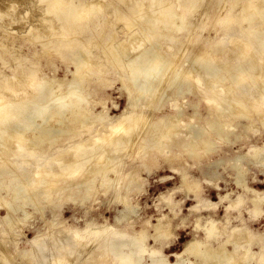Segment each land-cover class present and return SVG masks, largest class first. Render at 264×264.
Returning a JSON list of instances; mask_svg holds the SVG:
<instances>
[{
    "label": "rangeland",
    "instance_id": "obj_1",
    "mask_svg": "<svg viewBox=\"0 0 264 264\" xmlns=\"http://www.w3.org/2000/svg\"><path fill=\"white\" fill-rule=\"evenodd\" d=\"M13 1L8 5L13 6ZM15 1L17 5L14 4V6L17 8L11 9L12 12L16 10V13L20 10L17 15H24L29 19L26 18L17 25H12L15 29L18 26L19 31L5 38L7 44L14 43L11 47L12 54L23 57L37 50L39 54L36 55L35 61L40 71L36 77V88L43 87L44 80H48L52 82L51 86L56 91L66 92L74 79L76 62L72 54H75L78 48H64L48 54L40 53V45L28 44L26 28H23L31 20L38 24L35 22V15L39 13L40 5L33 8L27 0L29 8L27 3L22 2L23 0ZM194 1L180 0L177 4V0H170V11L178 13L185 8H191ZM226 3L227 5L224 6L220 0L213 2L204 0L193 12L186 13L188 22L186 28L179 32V40L174 39L172 35L161 36L160 40H163L161 51L164 55L171 56V59L162 67V76L148 80L138 100L135 98L137 86L130 87L128 72L125 68L120 69L116 63L111 64L108 60L100 69L98 67L100 61L95 59L91 68L86 70L87 75L82 91L89 97L90 117L93 122L88 124L91 131L86 132L89 127L84 128L85 134L82 138H85L86 134L91 137L90 134L94 132L92 136L96 135L103 130V122L109 123L124 111L134 109L137 114H144L146 121L136 131L133 142L137 140L138 133H142L148 127H152L155 133L152 136L150 133L144 136L138 144L131 142L132 145L129 144L127 149L124 148L125 151L122 149L119 153L111 154L115 160L118 158L115 163L116 170L113 169L107 176L112 183L106 184L103 175L89 180V175L84 174L81 178H76L79 181L78 185L67 186L62 189L63 192L52 191L48 196L37 194L24 197L23 194L18 195L15 191L22 181L21 178H26L29 171L17 176L16 166L19 161L10 164L0 160V166L2 165L3 170L6 171L5 174L0 171V264H30L28 261L30 257L35 258L34 262L37 264H48L44 259L42 263L37 241L41 240V246L50 245L47 246L48 252L50 250L48 259L53 262L54 257L57 256L56 253V255L52 253V249L57 247L56 243L62 245L64 242L71 241L74 236H83L86 230L95 231V236L90 237L88 241L85 240L83 243V245L86 244V248L83 247L85 251H82L83 254L80 252L82 256H79L76 264H91L92 250L107 240L113 239L116 240V244L109 246L106 251L107 261L99 262L100 264H154L157 256L150 254L149 250L140 252L133 239L137 232L143 230L154 235L155 227L158 225L166 226L172 231L168 246L162 250V255L167 257L169 264H182L178 263L177 256L183 254L185 244L194 235L205 240L204 231L201 230L202 228L200 230L197 228L196 221L200 215L199 223L203 225L205 219L211 216L216 219L218 227L226 231L223 238L234 227L243 226L244 222L236 219L239 216L238 210L228 208L230 201H237L240 195H243L245 200L240 209L254 237L252 250L256 253L262 252L264 214L257 217L250 213V210L253 208V196H256V193H264V127L258 116L254 115L252 122L249 123L243 115L234 117L232 113L230 114L229 108L220 112L223 115V121L218 128L212 127L210 123L214 115L210 113V105L204 98L203 91L216 85L210 95L217 92H225L227 96L233 95L234 93L229 90L230 79L223 78L221 71L209 74L195 68L196 65L199 66L205 62H212L215 67L219 64L236 63L238 60V57L231 52L221 53L222 47L215 44L223 37L220 21L222 16L230 10L240 11L242 7L241 4H235L233 1ZM114 4L117 17L112 22L107 23L106 8L104 12L94 15L95 29L105 34L94 40L96 44L93 50L94 55L104 50L103 46L111 42L109 34H115L112 44L115 45L114 51H117L118 42H122L138 28L137 26L130 30L126 28L134 18L130 14L127 15L130 6L119 0H115ZM8 5L5 4L4 8L6 9ZM211 7L213 11L208 13L207 18L204 13ZM149 11L144 14V19L147 18ZM21 26L23 30L20 29ZM167 29L164 27V31ZM235 35L238 34L234 31L230 32L225 43L228 48L231 46L230 37L233 38ZM2 36L3 34L0 33V38ZM142 38L143 36H140L139 40ZM158 42V39L145 40L141 49H130L129 54L123 57V63L127 64L133 55L142 49L157 45ZM89 50L91 48L87 51ZM111 51L108 58L114 55L113 50ZM102 54L104 55V52ZM197 56L199 61L195 62ZM6 57H9V54ZM107 57L106 59L104 57L103 61L107 60ZM244 63L247 61H242V64ZM181 69L188 75L178 80L177 75ZM0 71L9 76L13 73L8 66L2 65H0ZM192 71L199 78L197 83H194V78L191 76ZM239 71V69H233V73ZM250 79L251 77L241 85V91H237L234 98H240L243 92L250 90ZM192 83L194 88L191 87ZM136 84L138 83L135 82ZM260 86L253 88V93ZM45 93L46 90H42L40 97ZM244 106L250 107V104ZM66 115H68L67 118H72L69 112ZM66 121L65 124L61 123L58 117H54L51 121H42L38 131L27 130L25 148L31 149L38 146L36 137L40 134L39 131L49 127L64 129L68 126L66 124L75 123L76 120L66 119ZM17 124L14 122L15 126ZM226 124L229 126L227 127ZM171 126H174L175 133L170 134L167 141L173 142L174 148L166 143L158 147V139L166 134ZM226 130L229 135H225ZM195 133L207 138L210 141L209 146H197L200 142ZM183 139L187 144H194L195 147L191 150L184 148ZM53 141L55 140L39 145L43 153L51 146L69 147V142L62 144L60 141ZM13 146L11 142L10 149ZM9 151H5L2 157L8 158ZM250 152L257 153L251 155ZM67 155L70 157L72 153L69 152ZM34 160L32 158L29 162ZM240 169L245 184L239 185L236 178ZM184 177L188 178L189 183L200 184L195 192L200 194L201 204L186 196L182 186ZM35 184L38 186V182ZM64 184V181H60L57 186H64ZM28 185L33 186L31 183ZM88 187L89 191L86 193ZM227 194L229 198L222 200V197ZM257 197L260 199V196ZM195 207L197 209L193 211ZM228 216L231 219L230 223L227 222ZM259 237H263V240L260 241ZM160 242L148 240L150 247L159 248ZM211 242L217 245L221 240L212 239ZM228 248L233 251L232 245Z\"/></svg>",
    "mask_w": 264,
    "mask_h": 264
},
{
    "label": "bare ground",
    "instance_id": "obj_2",
    "mask_svg": "<svg viewBox=\"0 0 264 264\" xmlns=\"http://www.w3.org/2000/svg\"><path fill=\"white\" fill-rule=\"evenodd\" d=\"M14 1L13 3L17 5L15 3L17 1ZM26 1L23 0L22 2L25 4L30 1L28 3L33 8L40 5V11L35 15V22L38 24H35L32 20H28L30 22L23 27L26 28L25 33H27L28 44L40 45V53L47 54L49 52H58L64 48L73 49L76 47L78 48L77 52L72 54L76 62V68L74 79L66 92L56 91L51 86L52 82L48 80H44L42 83L43 87L36 88V77L40 71L37 61H35L36 55L39 54L38 51L35 50L29 56H14L11 52V47L14 43L7 44V40L5 39L19 29L18 26L15 29L12 25H17L20 21L26 18L29 19V17L26 16L25 18L24 15H17L20 10L16 13V10L12 12L11 9L17 8H15L14 4V7L11 4L8 5L10 2L12 3V0L0 1L1 8L5 9V4L8 5L6 6V11L0 8V33L3 34L0 38V65L8 66L13 70L10 76L0 71V160H5L3 162L10 164L19 161L16 166L17 176L25 171H29V175L26 178H21L22 181L15 191L16 194H23L24 197H32L37 194L48 196L52 191H58V193L63 192L64 190L62 189L67 186L78 185L79 181L76 178H81L84 174L89 175V180L103 175L106 180L105 183L110 184L112 181L107 176L113 169L116 170L117 165L115 163L118 160V158L115 160V157H112L111 154L114 152L119 153L122 149L124 150L127 146L129 147V144L132 145L131 142L135 140L133 137L136 131L144 125L146 119L144 120V114H137L136 109L133 111H124L119 117L109 121V123L103 122V130L99 133L96 132V135L92 136L94 132L92 135L90 134L91 137H88L89 135L86 134L88 136L82 138L85 134L84 128L89 127L88 124L93 122L90 117L89 97L82 91L85 76L87 75L86 70L91 68L95 59L100 61L98 63L100 69L108 60L111 64L116 63L120 69L125 68L126 72H128L127 78L131 84L130 87L132 88V85L133 87L137 86L138 91L135 98L138 100L144 92L148 80L153 77L157 78L162 76V67L171 59V56H166L161 51L163 46V40H160L161 36L172 35L174 39L179 40V32L186 28V23L188 22L186 13L189 11L193 12L204 0H195L191 8H185L178 13L176 11H170V0H119L130 6L127 10V15L134 16L126 28L129 30L136 26L138 28L136 31L133 30L134 32L128 35L126 39H123L122 42H118L117 51H114L115 45L112 44L115 34H109L111 42L104 45V50L95 55V52H93L94 45H96L94 40L99 39V37L105 34L95 29L93 25L94 15L99 12H104L103 10L106 8L107 23L115 20L117 17L116 6L114 4L115 0ZM220 1H222L224 6L227 5V1H233L235 4H241L242 6L240 8L241 10L239 9L240 11L232 12L230 10L222 16L220 21L223 37L221 40L215 42V44L217 43L222 47L221 53L231 52L238 57V60L236 63L219 64L215 65V67L212 62H205L204 64H199V66L196 65L195 68H199L209 74L218 73L219 71L223 72V78L230 79L229 90L234 94L237 91H241V85L249 77L251 79L249 80L250 90L241 92L240 98H234V94L227 96L225 92H217L216 94L210 95L216 85L204 89V98L209 102L211 115H214L210 125L218 128L223 121V115L220 112L222 110L226 111L229 108L230 114L232 113L234 117L243 115L249 123L252 122L254 115L258 116L257 118H259L264 127V0ZM179 3L180 0H177V4ZM211 9L206 10V13H204L205 17L208 16L210 11H213V7ZM147 11H149L148 16L144 19L143 16ZM171 24L173 26H170ZM164 27L168 29L164 31ZM20 29L23 30L22 26ZM233 31L238 35H235L233 38L230 37L231 46L228 48L225 43L230 32ZM140 36H143L144 39L139 40ZM150 39H158L159 42L157 45L142 49L139 53L133 55L127 64L123 63L122 59L129 54L130 49H141L142 43ZM167 46L171 47L170 45ZM85 48L87 50L91 48V50L87 51ZM111 50H113L114 55L108 58L107 56L112 52ZM23 51L25 50L23 49ZM103 52L104 55L102 54ZM8 54L9 57H6ZM149 54L151 56H148ZM104 57L108 59L103 61ZM244 60L247 63L242 64ZM198 61L199 57L197 56L195 62ZM10 62L11 64H9ZM233 69H239L240 71L233 73ZM187 75L188 73L181 69L178 72L177 79L180 80ZM191 76L194 78V83H197L199 78L193 71ZM135 82L138 84L135 85ZM56 83L59 84L60 82L56 81ZM194 83H192V88H194ZM258 86L260 87L253 93V88H257ZM42 90H46V93L40 97ZM248 104H250V107L244 106ZM68 112L72 115L73 119L66 117L68 116L66 115ZM144 113L146 114L145 110ZM54 117H58L61 123L64 124L67 122L66 119H71V121L75 119L76 121L72 124H66L68 126L64 129L49 127L39 131L40 134L36 137L38 146L36 148L26 149L25 142L27 139L25 134H27V130L38 131L42 126V121H51ZM14 122L18 123L17 126L14 125ZM226 125L227 127L229 126V124ZM93 127L95 126L93 125ZM86 130V132L88 130L91 131V127ZM149 133L151 136L155 134L153 133L152 127H148L146 130L144 129L142 133L139 132L138 136H136L137 140L133 144L140 143L141 139L149 135ZM172 133H175L174 126H171L167 133L158 139V147L160 144L166 143L168 146L174 148V143L167 141ZM225 135H229V132H225ZM195 136L200 142L197 146H209L210 141L203 137L202 134L195 133ZM51 140H55L53 142L60 141L62 144L69 142V147L58 148L59 146H51L43 153V149L39 145ZM11 142L14 146L10 149ZM182 146L189 150L195 147L194 144H187L184 139L182 140ZM5 151H9L8 158L2 157ZM69 152L72 153L70 157L67 155ZM256 153L250 152L251 155ZM32 158L35 160L29 162ZM104 161H106L104 163L105 165L103 164ZM0 171L3 174L6 173L2 165L0 166ZM241 171L240 169L236 178L237 184L239 185L244 183ZM187 180L188 178L184 177L182 185L186 196L197 200L201 204L200 194L195 192V190H198L200 184L189 183ZM60 181L65 182L64 186H57ZM35 182H38V186H36ZM28 183L33 184V186H29ZM89 187L86 189V193L89 191ZM246 189H248L247 186ZM256 194L252 198L253 208L250 210V213L252 212V214L259 217L264 214V193ZM228 196V194L223 196L222 200L228 199ZM257 196H260V199ZM244 203L243 195L238 196L237 201H230L228 208L238 210L237 213H239V216L236 219H240L244 223L242 227H234L230 232L226 233L225 238H223V235L226 231L224 228L221 230L218 227L216 219L211 216L205 219V224L203 225L201 222L199 223L201 219L200 215L196 223L197 228L199 230L202 228L201 230L204 231L205 240H201L197 235H194L185 244L183 254L177 256L178 263L264 264V242L261 253H256L252 250L254 237L240 209ZM196 209L197 207L193 211ZM230 221L231 219L228 216L227 222L230 223ZM75 234H77L76 231ZM94 234L95 231L86 230L83 236H74L71 241L64 242L63 244L60 243L62 245L56 243L57 247L52 249V253L57 254V256H55L56 254L53 255L55 256L54 260L52 259L53 262L48 259L50 250L48 252L47 248L50 245H47L48 247L45 245L41 246V240L37 241L36 244L37 248H40L39 256L42 258V263L46 260L48 264H76L75 262L78 261L79 256H82V251L86 248V244L83 245V243L86 239L88 241L90 237L93 238L95 236ZM171 234L172 231L166 226L158 225L155 227L154 235H150L143 230L137 232L133 241L140 252L149 250L148 252L150 254L157 256L154 264H169L167 257L162 255V250L167 248ZM149 239L161 241L160 247H150L148 244ZM212 239H218L221 242L215 245L211 242ZM259 240H263V237H259ZM112 244H116V240H107L96 246L90 255L91 264L106 262L108 256L106 251ZM230 245H232L233 251H230L228 248ZM101 253L105 257L100 256ZM34 259L30 257L28 259L29 263L37 264V262H34Z\"/></svg>",
    "mask_w": 264,
    "mask_h": 264
}]
</instances>
